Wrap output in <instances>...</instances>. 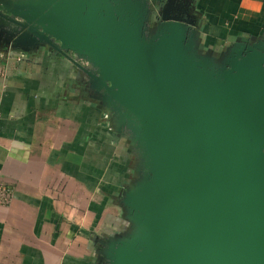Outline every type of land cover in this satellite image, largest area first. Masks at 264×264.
Wrapping results in <instances>:
<instances>
[{"label":"water","instance_id":"obj_1","mask_svg":"<svg viewBox=\"0 0 264 264\" xmlns=\"http://www.w3.org/2000/svg\"><path fill=\"white\" fill-rule=\"evenodd\" d=\"M83 75L134 158L97 264H264V34L202 43L193 0H0V52Z\"/></svg>","mask_w":264,"mask_h":264},{"label":"crops","instance_id":"obj_2","mask_svg":"<svg viewBox=\"0 0 264 264\" xmlns=\"http://www.w3.org/2000/svg\"><path fill=\"white\" fill-rule=\"evenodd\" d=\"M193 4L205 46L264 34V0ZM75 74L47 50L0 52V264H97L93 237L122 225L132 155Z\"/></svg>","mask_w":264,"mask_h":264},{"label":"flooded vegetation","instance_id":"obj_3","mask_svg":"<svg viewBox=\"0 0 264 264\" xmlns=\"http://www.w3.org/2000/svg\"><path fill=\"white\" fill-rule=\"evenodd\" d=\"M75 71H76V77H75V79H76V86H78V90L80 91V92H82L83 93V91H84V89H83V81H84V79H83V75L80 73L79 75H77V69L75 68ZM83 95H86L85 93H83ZM87 96V95H86Z\"/></svg>","mask_w":264,"mask_h":264},{"label":"built area","instance_id":"obj_4","mask_svg":"<svg viewBox=\"0 0 264 264\" xmlns=\"http://www.w3.org/2000/svg\"><path fill=\"white\" fill-rule=\"evenodd\" d=\"M0 182V199L5 198V196L9 195V188Z\"/></svg>","mask_w":264,"mask_h":264},{"label":"trees","instance_id":"obj_5","mask_svg":"<svg viewBox=\"0 0 264 264\" xmlns=\"http://www.w3.org/2000/svg\"><path fill=\"white\" fill-rule=\"evenodd\" d=\"M132 160H133V162H134V158H133V156H132Z\"/></svg>","mask_w":264,"mask_h":264}]
</instances>
